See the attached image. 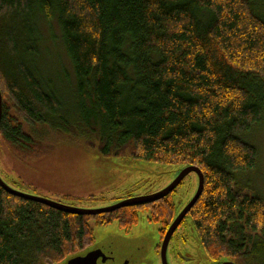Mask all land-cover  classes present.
I'll return each mask as SVG.
<instances>
[{
	"label": "trees",
	"instance_id": "trees-1",
	"mask_svg": "<svg viewBox=\"0 0 264 264\" xmlns=\"http://www.w3.org/2000/svg\"><path fill=\"white\" fill-rule=\"evenodd\" d=\"M52 22L80 106L72 123L103 155L199 167L189 214L207 258L255 260L264 199L238 174L256 167L264 124V0H0V140L22 157L38 154L37 126L68 121L37 65ZM132 209L71 214L0 187V264L59 263L93 242L92 220L128 228ZM148 210L163 227L175 211L168 197Z\"/></svg>",
	"mask_w": 264,
	"mask_h": 264
},
{
	"label": "rangeland",
	"instance_id": "rangeland-1",
	"mask_svg": "<svg viewBox=\"0 0 264 264\" xmlns=\"http://www.w3.org/2000/svg\"><path fill=\"white\" fill-rule=\"evenodd\" d=\"M51 25L52 29L41 26L44 41L37 65L50 85L59 90L61 110L68 121L58 125L47 124L41 128L37 126L38 131L34 137L37 139L38 154L22 157L0 140L1 178L23 193L90 209L109 206L129 190L133 191V196H141L166 187L183 166L103 155L98 149L95 137L89 136L85 131V124L81 120L77 124L72 123L80 116V106L73 99L75 88L68 74H72L70 64L59 40L56 39L59 34L58 27L55 22ZM251 138L250 141L258 150L257 165L245 174H238V186L243 193L258 195L264 199V124L251 134ZM197 183V175L194 172L189 173L173 194L176 204L182 206L190 200ZM147 212L151 214L149 210ZM110 218V222L103 225L96 224L94 220L90 222L97 240L102 236L104 227L119 226L118 220ZM137 219L138 215L135 222ZM150 219L152 224L147 225V264H157L153 244L157 240L156 228L162 224L154 222L152 217ZM188 221L192 245L182 247L183 254L190 258L186 263L210 264L190 217ZM249 264H264V251Z\"/></svg>",
	"mask_w": 264,
	"mask_h": 264
},
{
	"label": "water",
	"instance_id": "water-1",
	"mask_svg": "<svg viewBox=\"0 0 264 264\" xmlns=\"http://www.w3.org/2000/svg\"><path fill=\"white\" fill-rule=\"evenodd\" d=\"M1 92H0V118H1ZM191 172L197 175L198 183L196 190L184 206V208L177 214V216L170 223L165 237L163 239L161 247L162 264H166L164 258V248L166 246L167 239L172 231L176 228L179 222L183 219L185 214L190 210L194 203L199 198L203 186L204 175L199 167L194 165H186L181 167L173 180L163 189L151 193L148 195L132 196L129 198L118 200L117 202L105 206L102 208H79L76 206L68 205L60 201H54L46 198H42L36 195H29L14 189L9 186L0 176V187L8 193L23 197L25 199L33 200L42 204H45L51 208L61 210L71 214L82 215H97L101 213L112 212L116 209L128 206L143 205L154 202L168 195L174 190L181 181ZM139 234L138 239L124 236L117 230V227H104L102 236L98 237V240L94 235V242L91 246H88L74 254H70L56 264H147V227H140L137 230ZM157 241V240H156ZM156 242H154L153 247ZM201 243V242H200ZM203 249V246L201 244ZM204 251V249H203ZM205 252V251H204ZM111 256V257H110ZM99 261V263H98ZM216 264H236L231 260H222Z\"/></svg>",
	"mask_w": 264,
	"mask_h": 264
},
{
	"label": "flooded vegetation",
	"instance_id": "flooded-vegetation-1",
	"mask_svg": "<svg viewBox=\"0 0 264 264\" xmlns=\"http://www.w3.org/2000/svg\"><path fill=\"white\" fill-rule=\"evenodd\" d=\"M178 186H177V188H178ZM176 190L177 189L175 188L168 195L165 196V198L166 197L171 198V201L174 204V210L175 211H173V213H172V217H173L172 220L184 208V206L188 203V200H189L188 199L185 203H183L182 206L176 204V202L173 200V194L175 193ZM132 196H133V191L129 190V191L124 192V194L121 197H119V200L129 198ZM163 198L158 199L154 202H158L159 200H162ZM154 202L143 204V205L128 206V207H133L134 210L132 209V211L135 212L136 215H138V219L135 222V224H133V226L128 227L127 229L124 227L120 229V226H118L117 230L119 232H121L126 237L138 239L139 234H138L137 230L140 227H147L148 224H152L151 219H150L151 214H149L147 211L153 205ZM177 208H178V211H177ZM189 211L185 214L183 219L179 222V224L176 226V228L172 231V233L169 235V237L167 239L166 246L164 248V258H165L166 264H187L186 262H189V260H190V258L188 256L184 255L183 251H182V247L185 248L187 245H190V246L192 245L191 235L188 231V222H189L188 219L190 217ZM172 220L168 223V225L166 227H163L162 225H160V226H157V228H156V230H157V241H156L153 249H154V254L157 257V264H158V262H159V264H162L161 247H162V243H163V239L165 237L166 231H167L170 223L172 222ZM194 227H195V225H194ZM93 242H94V240H93ZM93 242L91 244H89L88 246H91L93 244ZM88 246H86V247H88ZM209 262H210V264H213L210 260H209ZM98 263H99V261H98Z\"/></svg>",
	"mask_w": 264,
	"mask_h": 264
},
{
	"label": "bare ground",
	"instance_id": "bare-ground-1",
	"mask_svg": "<svg viewBox=\"0 0 264 264\" xmlns=\"http://www.w3.org/2000/svg\"><path fill=\"white\" fill-rule=\"evenodd\" d=\"M199 241H200V239H199Z\"/></svg>",
	"mask_w": 264,
	"mask_h": 264
}]
</instances>
